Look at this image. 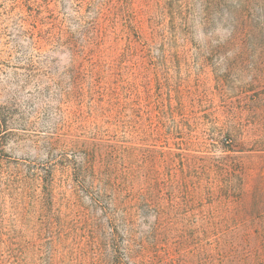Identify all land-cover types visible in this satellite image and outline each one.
Listing matches in <instances>:
<instances>
[{
	"label": "rangeland",
	"instance_id": "374dc122",
	"mask_svg": "<svg viewBox=\"0 0 264 264\" xmlns=\"http://www.w3.org/2000/svg\"><path fill=\"white\" fill-rule=\"evenodd\" d=\"M259 233L264 0H0V264H253Z\"/></svg>",
	"mask_w": 264,
	"mask_h": 264
},
{
	"label": "trees",
	"instance_id": "16d2710c",
	"mask_svg": "<svg viewBox=\"0 0 264 264\" xmlns=\"http://www.w3.org/2000/svg\"><path fill=\"white\" fill-rule=\"evenodd\" d=\"M88 162V160L86 161ZM122 208L123 210V219H124V222H125V225L126 226H130L132 225V222H133V217H134V213L136 210H133L132 211V207L131 205H128L125 204V203H122V202H119L118 203ZM155 216H158L159 217V220L160 218L163 217L162 215V212H159L157 211ZM264 238V236L262 234H257L255 235V245L258 246L257 250H256V256H255V260L251 261V263L253 264H264V241L262 240Z\"/></svg>",
	"mask_w": 264,
	"mask_h": 264
}]
</instances>
